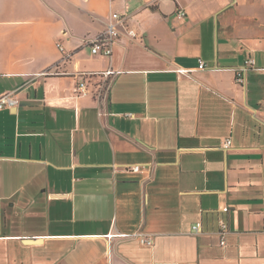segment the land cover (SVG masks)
<instances>
[{"label": "crops", "instance_id": "0c3cea01", "mask_svg": "<svg viewBox=\"0 0 264 264\" xmlns=\"http://www.w3.org/2000/svg\"><path fill=\"white\" fill-rule=\"evenodd\" d=\"M6 94L0 264H264V0H0Z\"/></svg>", "mask_w": 264, "mask_h": 264}, {"label": "built area", "instance_id": "2783aa9c", "mask_svg": "<svg viewBox=\"0 0 264 264\" xmlns=\"http://www.w3.org/2000/svg\"><path fill=\"white\" fill-rule=\"evenodd\" d=\"M174 1V0H169ZM178 19L184 20L186 18V13L184 11H180L177 15ZM113 21L109 26L107 32L102 35L96 36L94 38H88L85 40V44L90 47L91 52L94 56L104 57V58H112L114 55L115 46L118 44L119 40L122 36L126 35L130 40H133L137 37V34L132 26L128 24V20L121 15L115 14L112 17ZM59 50L64 53L65 49L62 45H58ZM254 61L249 62V67L252 68L254 66ZM200 70L205 69V65L201 62L199 66ZM248 67L244 68L246 72ZM179 74L181 75H190L189 71L179 70ZM117 72L110 70L104 74H81L76 77L78 81L77 87V95L79 97H86L91 94L89 85L93 83V81L98 80L97 89L92 92L97 96L99 100L107 101L109 99V92L112 81L114 77H116ZM95 84V82L93 83ZM20 104V100L17 99L13 94H6L0 97V111L4 109H10L18 107ZM231 146V141L226 140L223 148L228 149ZM133 171H139V168H133ZM224 215L229 214V208L226 207L221 211ZM264 216V213H263ZM194 234H201L203 232V223L198 222L194 224L191 228ZM230 234L229 223L226 220H222L219 224V238L220 244L222 247L227 245V237ZM141 244L144 246H152L153 240L149 238L141 239Z\"/></svg>", "mask_w": 264, "mask_h": 264}]
</instances>
